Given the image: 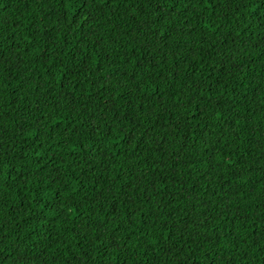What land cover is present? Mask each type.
Instances as JSON below:
<instances>
[{"label":"trees","instance_id":"obj_1","mask_svg":"<svg viewBox=\"0 0 264 264\" xmlns=\"http://www.w3.org/2000/svg\"><path fill=\"white\" fill-rule=\"evenodd\" d=\"M0 264H264V0H0Z\"/></svg>","mask_w":264,"mask_h":264}]
</instances>
